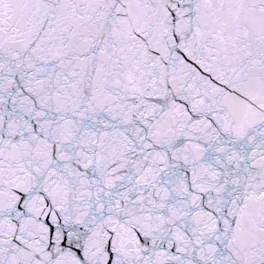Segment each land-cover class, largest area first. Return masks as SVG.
I'll list each match as a JSON object with an SVG mask.
<instances>
[{"label":"snow or ice","instance_id":"1","mask_svg":"<svg viewBox=\"0 0 264 264\" xmlns=\"http://www.w3.org/2000/svg\"><path fill=\"white\" fill-rule=\"evenodd\" d=\"M0 264H264V0H0Z\"/></svg>","mask_w":264,"mask_h":264}]
</instances>
